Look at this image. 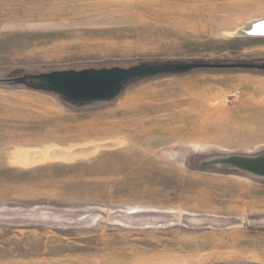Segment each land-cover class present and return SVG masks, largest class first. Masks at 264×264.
Returning <instances> with one entry per match:
<instances>
[{"label": "rangeland", "instance_id": "374dc122", "mask_svg": "<svg viewBox=\"0 0 264 264\" xmlns=\"http://www.w3.org/2000/svg\"><path fill=\"white\" fill-rule=\"evenodd\" d=\"M263 22L264 0H0V80L263 63L264 36L239 34ZM262 83L199 70L82 104L1 82L0 264H264V182L190 167L264 151ZM36 150L93 151L19 163Z\"/></svg>", "mask_w": 264, "mask_h": 264}, {"label": "water", "instance_id": "95a60500", "mask_svg": "<svg viewBox=\"0 0 264 264\" xmlns=\"http://www.w3.org/2000/svg\"><path fill=\"white\" fill-rule=\"evenodd\" d=\"M255 34L264 36V31H257ZM199 70H238L264 73V62L140 64L130 68L115 67L26 75L20 80H0V83L24 81L32 89L49 91L70 103L89 104L113 101L135 81ZM190 167L198 171H212L264 182V151L254 155L199 156L192 159Z\"/></svg>", "mask_w": 264, "mask_h": 264}, {"label": "bare ground", "instance_id": "6f19581e", "mask_svg": "<svg viewBox=\"0 0 264 264\" xmlns=\"http://www.w3.org/2000/svg\"><path fill=\"white\" fill-rule=\"evenodd\" d=\"M258 22V21H257ZM262 32L264 31V22L263 23H260V24H250L248 26H246L245 28L243 27V29H241L239 31V34L241 35H245V36H258L260 37L261 35H256L255 33L256 32ZM237 81V80H236ZM247 81V80H246ZM245 81V82H246ZM249 81V80H248ZM247 81V82H248ZM259 83V82H258ZM225 84V83H224ZM231 84V83H230ZM245 84V83H244ZM247 84V83H246ZM256 84V83H255ZM261 84V83H259ZM264 84V83H262ZM239 85H242L239 83ZM253 85V84H251ZM244 86V85H243ZM243 88V87H242ZM245 88V87H244ZM247 88V87H246ZM248 90H252V92H256V91H261L263 92L264 91V85L262 87H256V86H251V87H248L247 88ZM247 90V91H248ZM250 93V92H249ZM260 93V92H259ZM248 94V92H247ZM253 94V93H252ZM251 96V94H249ZM259 95V94H258ZM232 133V132H231ZM234 136L236 135V133H233ZM229 135V133H228ZM244 135V134H243ZM232 136V135H230ZM238 136H241V135H237L236 137ZM247 136V135H245ZM244 137V136H243ZM242 138V137H241ZM248 138V137H247ZM249 139V138H248ZM260 139H264L263 138H260ZM232 140V139H231ZM238 140V139H237ZM251 140V139H250ZM258 140V139H257ZM244 141V139H243ZM250 145V144H249ZM31 151V150H30ZM37 151V150H36ZM32 151L31 153H24V154H20L21 156L18 158L19 160V163L23 164V165H27V164H31V163H34L36 162L37 160H40V159H47V158H54V159H68V158H72V157H75L76 155L78 154H84V153H89V152H92L93 150H88L87 152H84V151H81V152H74V153H70V151L68 152H64V151H60V150H52L51 152L48 151L45 152V151ZM39 152V153H38Z\"/></svg>", "mask_w": 264, "mask_h": 264}]
</instances>
